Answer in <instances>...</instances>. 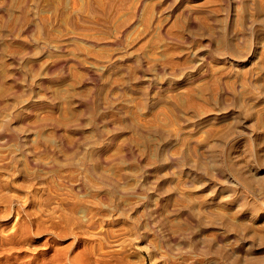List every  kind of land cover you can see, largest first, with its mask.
I'll list each match as a JSON object with an SVG mask.
<instances>
[{
	"label": "rangeland",
	"instance_id": "1",
	"mask_svg": "<svg viewBox=\"0 0 264 264\" xmlns=\"http://www.w3.org/2000/svg\"><path fill=\"white\" fill-rule=\"evenodd\" d=\"M251 1L0 0L2 261L222 264L264 243L262 206L237 238L219 207L248 192L232 165L264 175L242 100L264 51ZM217 140L232 159H199Z\"/></svg>",
	"mask_w": 264,
	"mask_h": 264
},
{
	"label": "bare ground",
	"instance_id": "2",
	"mask_svg": "<svg viewBox=\"0 0 264 264\" xmlns=\"http://www.w3.org/2000/svg\"><path fill=\"white\" fill-rule=\"evenodd\" d=\"M251 2L254 5V10L257 13H259V16L258 17H261V18L259 20H257V19L251 20V22H250V24H251L250 25V29L252 30L251 32H253V34H254L257 42L258 43H262V42L264 43V0H252ZM90 12L96 13L97 10H95L94 8H90ZM261 54H262V58H261V61L258 64L259 69L256 70V72L250 70L251 72H248V77H247V74L245 73L246 74V79H245V81L242 80L245 83V86H246V93H245V95H243L244 98H242V100H244L245 103H247L249 105L250 104L253 105L254 106V109H255V112L252 115V120L250 122H253L254 120L256 122H258L259 119L262 120L261 122L259 121V123H258L257 126H253L252 128H246L247 129V133L250 134V137L252 139V142L254 143V146H255V149H254V152H253V159H252L253 160V164L251 165V170L252 171L253 170L255 171V170H258V169H263L264 170V118L262 119V117L264 116V51H261ZM246 56H250V57L253 58L254 57V54L252 55L251 53H248V54H246ZM242 77H243V75H242ZM211 78L214 79V76L211 77ZM214 80H216V79H214ZM214 80H211V82H214ZM219 82L221 83L220 80H219ZM219 82L217 81L218 84H219ZM217 83H215V85ZM240 84H241V81H240ZM208 85L209 86L211 85L210 81H209V84ZM213 88H214L213 91H215V89L218 90V87L215 88V86H213ZM203 89L205 91V88H203ZM210 89H212V88H210ZM189 94H191V91L189 92ZM223 95H224L223 91L219 90V91L216 92V96H214V97H217V98L220 99L221 97H224ZM202 98H204V97H202ZM190 99H191V97H190ZM212 99H215V98H212ZM185 100H186V98H185ZM187 101H189V100L187 99ZM190 101H192V103H194V106H196L194 100H190ZM244 101H242V102H244ZM194 106H192L191 103L189 102V104L187 103V106L186 107H183V109H185L187 111L192 110L195 113V115H196V113L198 112L197 110H199V109L196 107V109H197L196 110L194 108ZM200 106H201V104H200ZM201 108H202L201 113L204 116H209L212 113V109L210 108L209 105H203L202 104ZM256 117H257V119H256ZM215 127H217V126H215ZM215 127H212V128L215 129ZM213 129L212 130L206 129V132L209 131V133H211V135H212V133L215 132V131H213ZM216 129L219 130V128H216ZM216 132H217V130H216ZM220 132H223V131H220ZM208 135H210V134H208ZM207 137H209V136H207ZM210 137H212V136H210ZM207 139H209V138H207ZM193 144L194 143H192V146H193ZM225 144H226V141H222V140H217L215 143H211V144H205L204 142H202L201 145L199 144L200 146H199V149H198L199 150L198 158L199 159H203L204 161H207V162L208 161H212L214 163H219V161L221 159H223L225 162H227V160L232 159V150L231 149L226 150L225 149ZM194 146H195V144H194ZM188 147H191V145L190 146L188 145ZM193 149L196 150L197 148H193ZM191 152L194 153L195 151H192L191 150ZM196 154H198V153H196ZM172 159H175V157L172 156ZM239 159H242V157L239 158ZM229 163L231 164L230 161H229ZM224 165H226V164L224 163ZM242 165L240 164V166H242ZM230 169L232 171L231 172V174H232V180L236 184V188L240 187V188H244V189H246L248 191V192H244L246 195L242 199H241V197H239V196L236 195V199H232L231 198L229 200H224V201H221L219 203V207H220V209L222 211L221 217H220L221 222H222V225L228 224L227 222H231L232 225L234 223H236V226L233 225L232 228L234 227L233 231L236 232V238H237L240 234L247 235V232L249 231L250 227L249 226H246L245 221L247 220L246 222L249 223L248 222V219H250V218L253 219L256 216V211L254 210V208H256L257 205L258 206H262V208H264V175H256L254 177L247 176V173H245L240 168H236L235 165H232L230 167ZM208 176H210V175H208ZM256 184L258 185V187H254V185H256ZM224 198H227V196L224 197ZM200 199H201V197H200ZM203 204H204V208H208L211 205V202L208 201V200H204L203 201ZM200 207H201V205H200ZM174 208H175V206H174ZM200 209H199V211H200ZM210 211H213V210H209L207 213H211ZM215 211H219V210H216L215 209ZM181 212L182 211L179 212L178 209H175V212L174 213L178 214V213H181ZM205 214H206V212H205ZM210 215H213V214H209V216ZM199 216H197V217H199ZM201 216H202V214H201ZM204 216L205 215H203V218H205ZM206 216H207V214H206ZM209 216H207V217H209ZM172 219H174V218H172ZM172 219L169 220V224L172 221ZM179 219L180 218L178 217V220ZM208 219H210V217ZM211 220H212V218H211ZM172 222H174V220ZM217 224H218V222H217ZM214 226H216V225H214ZM256 227L258 228V226H256ZM171 228L174 229V231L176 233H178V232L180 234L183 233L180 230H176L175 228H177V226H175L174 224L171 226ZM252 228L254 229V231L253 230L252 231L255 233V231H257V230L255 229V227H252ZM180 229H182V228H180ZM188 232H190V231H188ZM256 233H259V232H256ZM207 235H208V233H207ZM176 243H178V242H176ZM226 243H227V241H226ZM257 243H259V242H257ZM257 250L264 251V243H260V245H258L257 247H254V248H250L248 251L244 250V252H240L241 255L236 254V258L233 257V256H228V257H226V262H228V264H260L261 261L260 260H255L256 257L253 256V255L256 254V252H258ZM4 256H5V253H4ZM1 257H2V255H1ZM6 258H8L7 255H6ZM19 258L20 257H18V259ZM23 258H24V256H23ZM23 258L22 259L20 258V259L21 260H24ZM257 258H259V257H257ZM20 259H19V261H21ZM163 259H164V257H163ZM29 261H30V259H29ZM125 261H128V260H124V262ZM5 262H6V260L2 261L0 259V264H12V262H14V261L11 260L8 263H5ZM27 262H28V260H27ZM226 262H223L222 264H224ZM127 263H129V261ZM17 264H19V263L17 262ZM23 264H27V263H23ZM28 264H29V262H28ZM151 264H153V261H152ZM154 264H155V262H154Z\"/></svg>",
	"mask_w": 264,
	"mask_h": 264
}]
</instances>
